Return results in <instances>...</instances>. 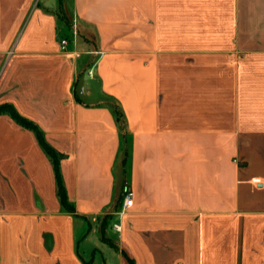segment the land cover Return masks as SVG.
Here are the masks:
<instances>
[{"label":"crops","instance_id":"obj_1","mask_svg":"<svg viewBox=\"0 0 264 264\" xmlns=\"http://www.w3.org/2000/svg\"><path fill=\"white\" fill-rule=\"evenodd\" d=\"M6 103L0 264H264V0H0Z\"/></svg>","mask_w":264,"mask_h":264},{"label":"trees","instance_id":"obj_2","mask_svg":"<svg viewBox=\"0 0 264 264\" xmlns=\"http://www.w3.org/2000/svg\"><path fill=\"white\" fill-rule=\"evenodd\" d=\"M62 18L64 19V16H62ZM2 112H8L22 126L27 127L35 132L40 145L42 146V148L45 150V152L47 153V155L52 161L54 172H55V177H56L57 193H58L61 205L65 210L69 212H73L74 208L68 200L67 191H66V187H65L64 180H63V176H62L61 167H60L62 154L59 151H57L55 148H53L47 142L45 135L42 132V130L39 128V126L33 121L22 116L12 104L6 103L4 105H1L0 113ZM128 153H129V150L128 148H126L127 157H128ZM123 199H124V194H122L120 199L118 200L119 205Z\"/></svg>","mask_w":264,"mask_h":264},{"label":"rangeland","instance_id":"obj_3","mask_svg":"<svg viewBox=\"0 0 264 264\" xmlns=\"http://www.w3.org/2000/svg\"><path fill=\"white\" fill-rule=\"evenodd\" d=\"M128 190V186H125L124 194ZM123 203V200L120 204ZM110 222L108 221V216L101 219L99 222V235L95 234V237L93 239L92 246H95V248H100L103 251V260L101 259H95V257H92V253L85 252L82 250L83 247L77 246L76 249V255L77 259L72 260L69 262V264H119V257L114 254L115 252V246L113 245L112 241L108 239L105 234L103 233V230L105 228H108L110 226ZM99 238V239H98ZM90 247V248H91ZM89 248V250H91ZM81 255L84 256V259Z\"/></svg>","mask_w":264,"mask_h":264},{"label":"built area","instance_id":"obj_4","mask_svg":"<svg viewBox=\"0 0 264 264\" xmlns=\"http://www.w3.org/2000/svg\"><path fill=\"white\" fill-rule=\"evenodd\" d=\"M61 47L63 49L67 48L68 45V40L66 38H62L60 40ZM134 204V191L132 189H128L125 194H124V199H123V208H130ZM114 229L117 231L121 230V225L118 223H115Z\"/></svg>","mask_w":264,"mask_h":264}]
</instances>
